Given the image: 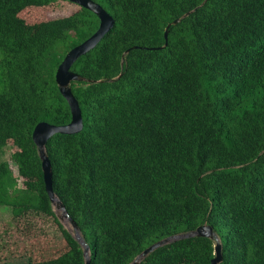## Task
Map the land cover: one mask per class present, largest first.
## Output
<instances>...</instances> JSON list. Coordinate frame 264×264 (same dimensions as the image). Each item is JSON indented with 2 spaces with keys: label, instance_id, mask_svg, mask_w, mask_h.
Returning <instances> with one entry per match:
<instances>
[{
  "label": "trees",
  "instance_id": "obj_1",
  "mask_svg": "<svg viewBox=\"0 0 264 264\" xmlns=\"http://www.w3.org/2000/svg\"><path fill=\"white\" fill-rule=\"evenodd\" d=\"M57 1L75 7L40 21L21 15ZM93 1L114 24L70 66L83 77L70 82L83 127L45 144L53 191L89 264H129L204 223L221 243L219 264H264V0ZM98 23L68 0H0V151L14 148V171L0 160V205H25L0 223V264L32 260L7 243L16 223L63 237L49 221L31 132L39 121L69 122L55 71ZM65 237L85 264L81 245ZM213 245L178 239L138 264H210Z\"/></svg>",
  "mask_w": 264,
  "mask_h": 264
},
{
  "label": "water",
  "instance_id": "obj_2",
  "mask_svg": "<svg viewBox=\"0 0 264 264\" xmlns=\"http://www.w3.org/2000/svg\"><path fill=\"white\" fill-rule=\"evenodd\" d=\"M80 6H83L93 13H95L99 19L97 28L83 41L70 48L63 56L60 63L57 65L55 71V81L58 86L59 92L65 98L70 109V120L65 124H52L47 121L37 122L31 132L32 140L37 148V153L40 158V165L42 169L44 188L48 195V198L53 206L58 211L59 219H66L76 234L80 233L75 221L67 213L63 203L59 200L52 188V170L49 158L45 152L46 141L55 133H77L83 127L81 111L77 102V99L73 95L70 82L73 80H81L79 74L70 70L71 64L83 53L93 48L101 37L113 26L114 20L112 16L107 13L98 3L93 0H68ZM178 21V18L174 19L172 23ZM164 29V38L167 37V27ZM191 236H206L214 239L213 254L214 256L210 260V264H219L222 260L221 243L218 236L213 231L212 227L204 223L197 226L194 230L182 233H176L164 238H161L147 247H145L129 264H138L142 258L152 252L154 249L167 244L169 242L191 237ZM82 247L84 263L89 264V246L84 241L80 234V239L75 238Z\"/></svg>",
  "mask_w": 264,
  "mask_h": 264
},
{
  "label": "rangeland",
  "instance_id": "obj_3",
  "mask_svg": "<svg viewBox=\"0 0 264 264\" xmlns=\"http://www.w3.org/2000/svg\"><path fill=\"white\" fill-rule=\"evenodd\" d=\"M59 5H46L43 7H27L21 15L29 22L40 21L50 17H57L70 13L75 5L66 1H57ZM63 4V5H60ZM14 148L5 146L0 151V160L10 161V153ZM14 171V164L11 162ZM25 205H17L16 208L9 205H0V223L3 220L11 219L12 214L16 213L21 207ZM54 209V215H49V221L52 226L61 232L63 237H55L51 235H42L39 231H30L25 233L19 226L14 224L8 229L6 236L7 243L10 247L16 249L17 254L26 253V256L32 260H28L27 264H75L77 257L76 247L71 243L69 238L65 237L66 233L74 239H80V233L76 234L70 223L66 219L58 218V211ZM35 221L38 225L43 224L45 219L43 217H36ZM0 231L2 224H0ZM51 234V233H50ZM25 256V257H26ZM47 256L46 259L42 258ZM20 258V257H19ZM50 259V260H48ZM48 260V261H45Z\"/></svg>",
  "mask_w": 264,
  "mask_h": 264
}]
</instances>
